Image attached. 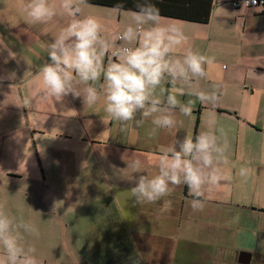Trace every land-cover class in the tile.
<instances>
[{
	"label": "crops",
	"instance_id": "0c3cea01",
	"mask_svg": "<svg viewBox=\"0 0 264 264\" xmlns=\"http://www.w3.org/2000/svg\"><path fill=\"white\" fill-rule=\"evenodd\" d=\"M25 2L0 0V21H3L0 23V40L18 54L16 59L5 62L8 51L0 52V187L5 189L19 181L30 195L11 197L7 195L8 191L0 200H6L13 211L17 205H23L25 218L37 224L41 234L39 240L27 237V241L35 244L42 264H131L129 258L137 252L142 257V264H176L177 252L182 254V263L187 259L183 264L191 260L196 264L200 259L205 264H220L223 261L217 257L216 250L226 245L228 227L231 226L228 223L233 216V211L227 210L234 206L242 210V226L248 232L245 236L250 245L244 250L252 253L249 264H264V259L259 256L264 246V162L260 159L264 147V7L236 8L231 0H150L160 9L164 23H177L183 27L187 39L178 52L191 48L214 58L207 66L208 77L201 81V86L206 91L217 90L219 102L214 111L218 127L229 144L226 152L229 162L221 167L233 176L231 182L222 183L206 193L202 211L192 210L185 185L176 186L167 197L172 201L171 211L161 213L163 201L143 207L134 204L130 188L137 174L127 167L126 161L139 159L155 172V160L160 152L183 139L188 132L198 135L203 130L201 119L209 109L201 104L198 108L195 104L190 120L177 110L174 134L158 130L149 138L150 121H146L149 130L140 135L136 133L141 127H136L134 121L130 122L127 132L121 133L120 122L112 121L110 131L99 135L93 124L101 122L104 125L102 101L89 108L85 107L82 97L75 98L71 94L63 101L39 99L36 68L47 59L44 49L52 34L59 31L68 18H56L48 25H28L20 7ZM118 3H123V8L118 9ZM128 3L135 6L134 0H88L84 11L99 17L106 34H111L122 29L126 23H119L123 19L127 22L130 11L135 10L127 8ZM170 12L192 17L171 16ZM206 12H209V19L202 21ZM107 13L114 15L113 22L107 21ZM112 24L115 29L110 31ZM23 58L33 66L30 68ZM223 60H228L225 69L221 65ZM164 87L171 89L169 84ZM25 97H36L29 108L18 106ZM179 98L186 101L189 97L182 95ZM182 125L187 129L184 130ZM74 138L87 140L91 144L90 152L95 155L97 146H104L108 151L106 156L118 162L109 172L113 178H109L107 161L99 157L95 161L96 177L99 179L101 173L105 182L99 187L104 190L102 202L119 206L121 213L104 216L99 221L88 218L84 229L86 238L90 236L87 246L83 232L75 234L71 229L79 227L78 223L71 224L73 219L68 221L72 211L64 209L73 202L68 198L40 196V192L49 188L46 183L52 174L60 172L62 167L67 169L69 161L70 168L74 167L75 154L79 152L72 148ZM160 146L164 148L160 149ZM114 148L123 150L122 154L118 152L112 156ZM83 163L94 166L92 161ZM242 166L251 169L246 180L237 175ZM58 205L64 207L60 213L64 210L65 213L59 214ZM203 218L210 219L206 224L210 229L204 232L205 237L197 230L200 228L197 224ZM43 220L51 225L42 226ZM107 222L110 230L105 227ZM190 249L195 252V258H188ZM239 252L237 250L235 256Z\"/></svg>",
	"mask_w": 264,
	"mask_h": 264
},
{
	"label": "clouds",
	"instance_id": "9594fccd",
	"mask_svg": "<svg viewBox=\"0 0 264 264\" xmlns=\"http://www.w3.org/2000/svg\"><path fill=\"white\" fill-rule=\"evenodd\" d=\"M134 2L135 10L130 11L126 25L106 34L102 20L84 11L88 0H26L20 7L28 25H48L56 18H68L52 34L44 49L47 59L36 68L38 97L41 101H63L71 94L82 97L89 108L102 101L101 119L105 125L118 121L120 132L124 133L130 122L143 127L150 121L149 138L158 130L173 133L177 110L190 120L195 107L193 98L198 100L209 109L201 119L203 130L198 135L188 132L183 139L164 148L155 160V172L139 159L126 162L137 174L130 188L134 204L143 207L163 201L160 212H170L172 201L167 197L183 184L191 197L192 210L202 211L206 193L233 180L221 167L229 162V144L214 111L219 96L215 89L206 91L201 86L214 58L191 48L178 52L187 39L183 27L164 23L160 9L150 0ZM116 7L123 8V3ZM4 50L8 51L5 62L16 59L18 54L0 40V52ZM27 63L30 68L33 66ZM165 84L171 89L167 90ZM182 95L189 98L182 101ZM35 99L25 97L18 106L29 108ZM260 159L264 162V147ZM237 175L246 180L251 169L242 166ZM40 235L37 224L25 218L23 205H17L13 211L6 200H0V264H42L35 244L27 241V237L39 240ZM129 259L131 264H142L138 252Z\"/></svg>",
	"mask_w": 264,
	"mask_h": 264
},
{
	"label": "rangeland",
	"instance_id": "374dc122",
	"mask_svg": "<svg viewBox=\"0 0 264 264\" xmlns=\"http://www.w3.org/2000/svg\"><path fill=\"white\" fill-rule=\"evenodd\" d=\"M106 19L108 22H113L114 15L112 13H107ZM125 23H127L126 19L125 21L123 19V21H121L119 24H125ZM114 29H115V24H112V28L110 31H113ZM221 65H222V68L225 69V67L228 66V60H223ZM211 88H212V85H211ZM193 99L195 101V104H197V107H198L200 105V102L198 100H195V98ZM195 122L196 120H194L192 124L193 131L195 129ZM93 126L95 130H97L96 132H98L99 135H101V133L106 134L108 131H110V122L109 124L107 125L104 124L103 126L101 122H94ZM182 127L184 130L187 129V126L182 125ZM148 130H149V125L145 122L144 126L141 127L140 131L136 133V135H140L142 132H145ZM133 133H135V131H133ZM163 135H164L163 139H165V134ZM148 142L150 143V141ZM140 145H143V144H140ZM57 146L59 148L61 147L60 144H58ZM72 148L79 151L78 153L75 154V158H74L73 168H75V170L73 171V168L72 169L70 168V161H69L67 169L66 167H62L60 172L58 171L56 174L54 175L52 174L53 177H51L49 182L46 183L47 185L49 184V188L40 192V196L47 197V198L48 197L58 198L59 200L62 198H68L70 201H72L73 204H70V206H67L66 208H64L62 205H58L57 210H59V214H63V212L65 213V210L62 213H60V210L62 208L66 209V211H69V210L72 211L68 221H71L73 219L71 221V224L78 223L79 227H71V229L75 232V234L77 233L81 234V232H83L84 234V229L87 225L88 218H95L97 221H99L104 216L121 213L119 206L115 204L113 205V204H107L106 202L105 203L102 202V195H103L104 190H100L99 187H102L101 184H104L105 182L103 181L104 179L101 178V173H100L99 179L96 177L97 162L95 161H97V157L103 160L105 159L107 161L108 166L106 167V169L108 170L107 176H109V178H113V175H111L109 172H111L110 170H113V165H117L118 162L112 161L110 157L106 156L105 152H108V151L102 145L97 146L98 152L96 153V155H95V152H90L91 144L87 140L83 141V140L74 138ZM161 148H164V146H160V149ZM116 149H119V148L113 149L114 151L113 153H111L112 156H114L118 152L121 153V151H123V150L119 151ZM84 161H89V162L92 161V163H94L93 168L91 167V163L89 165H84L83 163ZM0 171H2L1 167H0ZM20 185H21L20 182L17 181L13 183L12 186L9 185L8 188L1 189L0 187V197H4V194H6L8 191L9 192L7 195L11 197H14V196L22 197V198L28 197L30 193L28 194V192L24 190V186L23 185L20 186ZM25 192L27 194H25ZM36 194L38 196V191H36ZM106 197H111V195H106ZM108 203H114V202H108ZM43 208L45 209V207ZM229 211H233V216H232V220L229 221L228 223L231 226L228 227L230 231L227 232L228 238H226L227 239L225 243L226 245L216 250L217 257H219L220 260L224 262V264H227L230 259H232L233 257H236L235 255H236L237 250L243 251L245 248L249 247L248 245H250V242H247L246 236H245L248 234V232L244 231V227L242 226L243 225L242 218H244L243 213L241 212L242 210H240L238 206H234V207H231V209L227 210V212ZM123 212H125V210H123ZM75 218H78V219H75ZM201 220H202L201 223L197 224V226L200 227L197 230L202 233L203 237H205L204 232L210 229L209 225H206L207 223L210 222V219L203 218ZM41 222H44L42 223V226L44 225L46 228L48 225H51L49 222H47V220H43ZM105 227L107 230L108 229L110 230L109 222H107V225ZM237 227H240V228H237ZM214 232L216 234V231ZM89 238L90 236L88 238H86L85 236L86 241H84V243L86 244V246H87V241L89 240ZM195 256H196L195 252L190 249L188 258H195ZM259 256L262 259H264V246L263 248H261V252L259 253ZM181 257H182V254L180 252H177L175 254L174 260L176 261V264L182 263ZM186 260L187 259H184L183 263L186 262ZM201 260L202 259H200L199 262H196V264H205L203 261L201 262ZM194 261L195 260H191L189 263H186V264H195Z\"/></svg>",
	"mask_w": 264,
	"mask_h": 264
},
{
	"label": "built area",
	"instance_id": "2783aa9c",
	"mask_svg": "<svg viewBox=\"0 0 264 264\" xmlns=\"http://www.w3.org/2000/svg\"><path fill=\"white\" fill-rule=\"evenodd\" d=\"M231 4L236 7H256V6H263L264 7V0H231Z\"/></svg>",
	"mask_w": 264,
	"mask_h": 264
},
{
	"label": "water",
	"instance_id": "95a60500",
	"mask_svg": "<svg viewBox=\"0 0 264 264\" xmlns=\"http://www.w3.org/2000/svg\"><path fill=\"white\" fill-rule=\"evenodd\" d=\"M252 259V253L249 251H240L237 255L238 264H249Z\"/></svg>",
	"mask_w": 264,
	"mask_h": 264
},
{
	"label": "trees",
	"instance_id": "16d2710c",
	"mask_svg": "<svg viewBox=\"0 0 264 264\" xmlns=\"http://www.w3.org/2000/svg\"><path fill=\"white\" fill-rule=\"evenodd\" d=\"M95 2H98V0H94ZM111 5H114L111 3ZM127 8H133L135 9V6L132 5V3H128V5H126ZM169 15L171 16H176V17H192V15L190 14H179V13H175V12H170ZM202 21H208L209 19V12H206V14H204V17H202Z\"/></svg>",
	"mask_w": 264,
	"mask_h": 264
},
{
	"label": "flooded vegetation",
	"instance_id": "af4514ba",
	"mask_svg": "<svg viewBox=\"0 0 264 264\" xmlns=\"http://www.w3.org/2000/svg\"><path fill=\"white\" fill-rule=\"evenodd\" d=\"M236 259L234 260V258H232V260H230L229 262H228V264H238L237 263V256L235 257ZM235 261H236V263H235Z\"/></svg>",
	"mask_w": 264,
	"mask_h": 264
}]
</instances>
